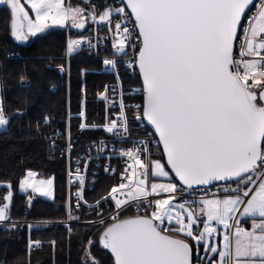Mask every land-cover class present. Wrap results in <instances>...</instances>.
<instances>
[{"label":"snow or ice","instance_id":"6c2138e0","mask_svg":"<svg viewBox=\"0 0 264 264\" xmlns=\"http://www.w3.org/2000/svg\"><path fill=\"white\" fill-rule=\"evenodd\" d=\"M0 6L9 9L16 42L62 28L65 56L110 52L103 65L116 83L99 93L109 110L105 122H85L86 84L78 113L81 130L102 129L110 140L94 141L96 155L78 158L70 170L76 191L61 221L70 234L73 222L95 229L81 241V264H101L92 256L99 247L110 253L108 264H264V0H0ZM122 70L139 87L126 90ZM20 83L31 86L23 74ZM24 115L11 110L0 87V129ZM41 123L55 120L44 115L37 134ZM101 154L109 161L105 173L117 174L112 159L124 166L107 194L88 203V165ZM0 187L6 231L56 223L25 224L11 215L17 189L28 208L39 197L55 200L54 176L27 169ZM49 244L55 251L57 241ZM42 247L29 236V255Z\"/></svg>","mask_w":264,"mask_h":264},{"label":"trees","instance_id":"16d2710c","mask_svg":"<svg viewBox=\"0 0 264 264\" xmlns=\"http://www.w3.org/2000/svg\"><path fill=\"white\" fill-rule=\"evenodd\" d=\"M8 17L9 9L0 6V87L11 110L22 109L25 115L13 118L7 130L0 129V181L15 182L27 169L37 171L42 177L54 176L55 200L39 197L28 208L26 195L17 189L11 215L19 220H61L66 214V161L52 147V135L59 130L63 132L58 142L60 146L65 143L68 127L73 153L94 141L108 140L109 134L103 130H81L82 119L78 113L81 110V86L86 84L85 122L104 123L109 110L99 93L105 85L114 83L115 76L98 73L96 70L103 66L100 61L78 58L71 60L69 71L61 73L58 65L66 67L65 31L54 28L41 38L18 44L8 32ZM82 69H88L87 73L82 75ZM22 74L31 82L30 87L20 83ZM121 77L125 86L139 87L134 76L121 71ZM68 113L72 118L67 121ZM47 114H51L55 123H41L40 134H37L36 123ZM116 183L117 177L99 176L90 199L97 200ZM3 191L0 187V194ZM94 231V228L84 226L74 227L71 234L62 227L33 229L31 237L42 240L44 246L29 255L26 229L9 232L0 226V262L16 264L17 260L25 259L30 260V264H81L84 258L81 241ZM51 240L57 241L55 251L49 244ZM92 256L101 264H108L110 257L100 248H94Z\"/></svg>","mask_w":264,"mask_h":264},{"label":"built area","instance_id":"2783aa9c","mask_svg":"<svg viewBox=\"0 0 264 264\" xmlns=\"http://www.w3.org/2000/svg\"><path fill=\"white\" fill-rule=\"evenodd\" d=\"M99 34L102 35V36L103 35H107V31L105 30L103 32H100ZM105 43L110 48V41H106ZM105 56H110V52L108 50L102 51L100 55H97L95 52H91L90 53L88 51H80L79 53H75L71 57H68V58L69 59H71V58H78V59H87V60H93V61H100L103 64V58ZM102 72L103 73H111L110 71H107L105 69V66L104 65L102 66ZM111 74H113V73H111ZM128 75L131 76V74H129V73H128ZM115 83H113V84H115ZM124 87H125L126 90H129V89H133L134 90L135 88H137L134 85H131V86H129V85L128 86H125L124 85ZM128 102L129 103H133V102H136V101H128ZM112 111H114V110H112ZM71 116H72V114L68 113L67 119H69ZM137 131H141V130L138 129ZM55 134H56L55 135V145L52 144V147L57 150V152L59 153V155L64 156L65 161H66V201H65V209H66V202L68 200V197H69L70 193L73 196V202H74V194H75V191H76V185H75L74 177L72 178L73 179V183L72 184L69 183V179H70L69 173H70V170L75 169V167H76V161H77L78 158L81 161L86 160L89 154L92 155V156H95L96 155V151L93 148V142H92V143H89V144L85 145L77 153H73L72 146H71V149H69V145H68L69 136H66L65 143H63V144H61L59 146L58 145V142L63 137V132L59 130ZM66 134H67V132H66ZM53 135H52V137H53ZM108 140H110V136H109V139ZM108 140H105V141H108ZM120 146L121 145L117 144V147H120ZM89 149H92L91 153H89ZM108 163H109V161H107V160H105L103 158V154H101V158L100 159H94V160H92L89 163V165H88V172H87L86 186H85V199L88 201V203H95V201H96V200L95 201H92L90 199V193L93 192V188L96 185V182H97L99 176L102 175V176H108V177H117V174H118L119 170H121L123 168V166H124V161L123 160L112 159L110 163H111V166L113 168L117 169V174H107V173L104 172L102 166L103 165H106ZM105 207H107V205ZM88 211L89 210L87 209V207H82V209H81V213H86ZM134 211H135V209H131L129 214H131V212H134ZM88 219H92V217H90V216H84V220L85 221L88 220ZM66 220H67V218H66V214H65V218L64 219H61V220H51V221H56V223L54 225L49 226V227H62V228H65L64 223H61V221H65L66 222ZM20 221H23V222H25V224H27V223L39 222V221H42V220H20ZM76 226H83V224L76 225L75 222H73V228L76 227ZM23 228L26 229V232H27V242H28V239H29V236H31V233H29V230L27 229L26 226L23 227ZM67 232H68V230H67ZM32 239L33 240H37V239H34V238H32ZM43 246H44V243H43ZM42 248L35 249L33 251L41 250Z\"/></svg>","mask_w":264,"mask_h":264},{"label":"rangeland","instance_id":"374dc122","mask_svg":"<svg viewBox=\"0 0 264 264\" xmlns=\"http://www.w3.org/2000/svg\"><path fill=\"white\" fill-rule=\"evenodd\" d=\"M22 2H24V0H22ZM66 2H68V0H66ZM70 2L73 4V5H77V4H81L82 3V1L80 2V1H78V0H70ZM26 7H27V5H26ZM55 29H62V28H55ZM72 59H74V58H71V59H69L67 56H65V61H66V68L67 69H69V64H70V62H71V60ZM98 73H103L102 72V67H100L99 69H97L96 70ZM103 74H106V73H103ZM122 78V77H121ZM116 82V80H114V83ZM135 87H138L137 85H134ZM70 118H72V117H70ZM67 121H68V119H67ZM100 130H102V129H100ZM67 134H66V136H69V128L67 127ZM40 198H42V199H46V200H49V201H51L50 199H48V198H45V197H40ZM16 220H19V219H16ZM45 221H51V220H45ZM35 239V238H34ZM40 240V239H39ZM42 241V240H41Z\"/></svg>","mask_w":264,"mask_h":264},{"label":"water","instance_id":"95a60500","mask_svg":"<svg viewBox=\"0 0 264 264\" xmlns=\"http://www.w3.org/2000/svg\"><path fill=\"white\" fill-rule=\"evenodd\" d=\"M50 31V30H49ZM14 40V39H13ZM16 42V41H15ZM16 43H18V44H26L27 42H25V43H20V42H16ZM101 250H103L102 249V247H99ZM103 251H105V252H107V250H103ZM109 255H110V253H108Z\"/></svg>","mask_w":264,"mask_h":264}]
</instances>
